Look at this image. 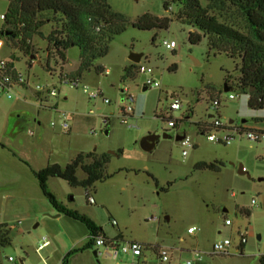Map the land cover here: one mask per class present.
<instances>
[{
  "label": "rangeland",
  "instance_id": "1",
  "mask_svg": "<svg viewBox=\"0 0 264 264\" xmlns=\"http://www.w3.org/2000/svg\"><path fill=\"white\" fill-rule=\"evenodd\" d=\"M108 1L127 23L113 36L109 53L95 62L109 72L97 73L92 68L81 77V87L61 82V76L78 69L79 47L67 50L64 64L52 56L48 70L45 52L51 44L44 38L53 23L42 29V35L32 37V54L12 48L6 36H0L4 42L0 60H13L34 85L48 84L58 91L55 97L44 94L43 103L31 91H23L27 101L21 97L0 100V224L12 227L11 243L0 246V264H21L20 259L23 264H62L70 250L86 243L73 245L75 238L87 234L83 222L67 216L76 220V229L71 230L66 218L50 217L59 211L43 193L34 170L53 163L66 166L79 153L90 152L112 154L108 172L113 175L88 190L94 203L88 202L83 187L59 177L49 178V190L65 207L93 218L109 237L122 234L123 240L141 242L147 256L141 259L143 264H158V247L170 250L172 264H187V259L194 257L193 250L207 252L198 264H260L264 255V140L253 141L237 131L230 144L208 139L209 133L218 132L211 126L214 118L210 114L218 113L224 123L232 119L233 126L243 129L254 128H246L242 119L252 125V116L264 114V110L249 107V95L236 85L240 60L210 51L205 37L192 44L191 27L177 18L179 5L173 0ZM166 1L169 10L164 7ZM7 8L8 1L0 0V14ZM146 13L168 16L172 21L167 29L135 27ZM4 27L5 20L0 19V33ZM164 40H175L177 46L167 49ZM131 52L143 53L137 64L152 67L160 86H147V75L140 71L124 79ZM83 85L102 90L109 102L91 99ZM228 86L232 89L227 91ZM230 94L236 98L230 99ZM173 97L182 100V109L170 110ZM217 98L221 101L218 111L213 104ZM129 103L134 108L130 120L138 129L122 122V108ZM60 112L70 115L67 129L60 126ZM18 114H23L21 123L15 119ZM160 116L176 119L177 125L169 126ZM52 121L57 124L52 126ZM184 131L194 143L185 158L175 139ZM149 133L160 137L152 150H144L140 142ZM164 133L172 137H164ZM201 161L220 162L221 170L196 169L195 164ZM240 164L245 173L239 172ZM77 175L85 177L82 170ZM253 198L256 205H252ZM225 208L228 211L223 218ZM227 218L230 226L225 225ZM6 225L2 229H8ZM194 225L197 230L189 233ZM49 230L57 235L53 237ZM243 236L246 241L241 254L236 246L240 247ZM44 237L51 244L37 251ZM217 237L231 240L230 254L208 253ZM95 250L101 253L95 255ZM9 256L15 261L10 262ZM118 259L126 264V256ZM118 259L106 254L104 247L93 245L72 252L68 264H119Z\"/></svg>",
  "mask_w": 264,
  "mask_h": 264
},
{
  "label": "trees",
  "instance_id": "2",
  "mask_svg": "<svg viewBox=\"0 0 264 264\" xmlns=\"http://www.w3.org/2000/svg\"><path fill=\"white\" fill-rule=\"evenodd\" d=\"M7 1L5 27L1 30L0 36H6L7 43L12 48L18 47L32 54L30 44L32 37L42 35V29L48 23H53L52 30L44 38L51 44L47 48L48 70L52 56L59 58L64 64L67 60V50L77 46L80 49L81 60L78 69L70 74L71 77L81 78L92 68L97 73L104 72V68L96 66L95 62L109 53L113 36L124 30L127 23L125 16L114 10L108 0ZM173 2L179 5L177 18L191 27L189 41L192 44L201 42L205 37L210 51L224 52L240 60V76L236 85L249 95L250 108L264 110V0H173ZM164 7L166 10L170 9L168 1L164 3ZM171 21L168 16L161 18L146 13L134 23V26L146 30L167 29ZM6 31L9 35L4 34ZM9 64L16 66L13 60H9ZM138 68L137 63L131 62L125 68L124 79L135 77ZM173 69H176V66H173ZM111 157L112 154L107 152L79 153L66 166L53 163L40 170H34L43 193L53 206L59 212L83 222L90 234L88 241L81 248H74L65 255L62 264H68V256L72 252L95 245V239L100 235L107 239L123 238L121 235L109 238L93 218L61 204L49 190L48 180L50 177H59L72 186H81L87 191L88 197L90 194L88 190L97 182L105 181L113 175L108 172ZM220 164L217 161H201L195 164V168L220 171ZM78 170H82L85 177H78ZM4 226L0 224V246L10 244L12 241L9 236L10 230L2 229ZM260 264H264V255L260 257Z\"/></svg>",
  "mask_w": 264,
  "mask_h": 264
},
{
  "label": "built area",
  "instance_id": "3",
  "mask_svg": "<svg viewBox=\"0 0 264 264\" xmlns=\"http://www.w3.org/2000/svg\"><path fill=\"white\" fill-rule=\"evenodd\" d=\"M0 19H5V14H0ZM163 45L167 49H174L177 46L175 40H164ZM4 46V42L0 39V47ZM139 71L147 75L146 85L147 86H160V83L153 77L154 69L152 67H147L143 64L139 66ZM104 72L107 74L109 69H104ZM61 82L70 85V87H81V78L71 77L69 75L61 76ZM82 90L88 94L91 99L103 98L105 102H109L108 98L103 97L102 90H90L87 85L82 86ZM23 91L33 93V96L40 103H43L45 100V95L57 96L58 91L54 86L48 84H33L32 81L20 72L16 66H10L9 60L1 59L0 60V100L3 98L13 99L15 97H24ZM26 95V94H25ZM230 99L236 98V95L230 94ZM132 100V97H130ZM220 99H215L213 104L214 108L218 111L220 106ZM183 107V102L179 97H173V100L170 104V110H180ZM134 108L132 104H128L122 108L121 119L122 122L127 125L129 128H139V125L136 122H132L130 119L133 117ZM60 126L63 129L69 127V118L70 115L66 112H60ZM214 120L211 125L218 130V132H213L208 134V139L213 142H222L224 144H230L233 140L237 138L234 131H237L240 136L244 134L246 137L253 141L261 142L264 140V130L262 129H243L233 126L231 123L222 122L220 115L216 113L211 115ZM163 121H166L169 126H176L177 120L169 117H163ZM57 123L52 121V126H55ZM180 145L183 148L184 158L189 154V151L194 147L193 140L190 135L186 134L184 138L179 141ZM245 169V168H244ZM88 202L94 203L95 200L93 196L89 194ZM257 199H252V205H256ZM113 224H117L115 220L112 221ZM227 224L231 223V220H226ZM197 230V227L189 228L190 233H194ZM43 242L37 246V251L44 249L45 246L49 245L50 241L47 237H44ZM246 241V238L242 237V243ZM95 245L104 247L105 253L114 257L115 259L119 258L121 255H127L131 257L130 264H143L141 259L144 255V245L136 240H116V239H107L104 236L100 235L95 239ZM232 243L228 238L218 239L213 243L211 250L208 252L211 255H225L230 254ZM98 253H101L98 251ZM207 252L200 250H193L194 257L187 259V264H198L204 260V255ZM158 264H172V254L169 249L165 247H158ZM8 260L14 262L15 258L9 256ZM144 261V260H143Z\"/></svg>",
  "mask_w": 264,
  "mask_h": 264
},
{
  "label": "crops",
  "instance_id": "4",
  "mask_svg": "<svg viewBox=\"0 0 264 264\" xmlns=\"http://www.w3.org/2000/svg\"><path fill=\"white\" fill-rule=\"evenodd\" d=\"M46 53V56L48 55V52L46 51L45 52ZM31 58L32 59H35L36 57L34 56V55H32L31 56ZM38 63H40V61H38ZM17 68V67H16ZM226 86H227V84H226ZM226 89V88H225ZM230 89H232V87L231 86H228V89H226L227 91L228 90H230ZM21 99H23L24 101H27V97H26V95L24 96V97H21ZM23 100H21L20 102L21 103H28V102H24ZM210 117H212L211 116V114L209 115ZM23 114H18V116H16V120H18L20 123L23 121ZM256 118H262V120H256ZM252 119H253V123H252V125H249V120L248 119H242V122L243 123H246V124H244V126L246 127V128H254V129H262V130H264V127H262V126H259L260 124H262V123H264V114H262V113H260V114H258V115H256V116H252ZM39 123H40V121H39ZM229 123H233V120L231 119L230 120V122ZM164 134H166V135H168L167 137H169L170 138V135L169 134H167V133H164ZM186 135V132L184 131V132H182V133H178L176 136H175V139L176 138H178V139H176V141H180L182 138H184V136ZM146 136V135H145ZM159 139V138H158ZM158 139L156 140V144H157V141H158ZM156 146V145H155ZM119 153V152H118ZM244 166H243V164H240V170H239V172L240 173H245L246 172V170L243 168ZM262 179H264V178H262ZM252 202V201H251ZM264 202V201H263ZM228 211V209L227 208H225L223 211H222V213H221V215L223 216V218L224 217H226V212ZM92 217H94L93 216V214H90ZM50 217H52V218H57L58 220H69V221H66L67 223V225H68V227L71 229V230H73L74 228L76 229V220H74V219H71V218H69V217H67V215H64V213H60V212H58V213H56V214H54V215H52V216H50ZM64 218H66V219H64ZM227 219H229L230 220V218H227ZM226 219V220H227ZM1 224H3V223H1ZM232 224V222L230 223V224H227L226 223V221H225V225L226 226H230ZM4 225H6V224H4ZM7 227H8V225H6ZM37 226V225H36ZM195 226V225H194ZM194 226H191V227H194ZM191 227H189V228H191ZM8 229L10 230V231H12V227L10 226V227H8ZM103 231H104V233L108 236V234L105 232V230L103 229ZM189 232V231H188ZM49 233L50 234H52V236L54 237V236H56L57 235V233H55V232H53L52 230H49ZM87 234L85 235V236H83V237H77V238H75V242H73V245H76L77 243H85V242H87L88 241V239H89V236H90V234H89V231H88V229H87V232H86ZM190 233V232H189ZM217 233H222L221 231H218ZM117 236H119V235H115V236H113V237H109V238H115V237H117ZM121 237L123 238V236H122V234H121ZM218 239H220V238H215L214 240H213V242H212V246H213V243L216 241V240H218ZM49 241H50V243L49 244H51V240L50 239H48ZM49 246V245H48ZM237 249H240V253L242 254V252H243V243L241 242V245H240V247L239 246H236V250ZM66 251V250H65ZM124 256H126V260H125V262H126V264H130V261H131V257L130 256H127V255H123V257ZM118 259V258H117ZM147 259V256H145V254L143 255V260H146ZM121 259H118V263L120 264L121 263ZM20 263L21 264H23V260L22 259H20ZM16 264H19V261H17V263Z\"/></svg>",
  "mask_w": 264,
  "mask_h": 264
},
{
  "label": "water",
  "instance_id": "5",
  "mask_svg": "<svg viewBox=\"0 0 264 264\" xmlns=\"http://www.w3.org/2000/svg\"><path fill=\"white\" fill-rule=\"evenodd\" d=\"M5 35H9V32L6 31L4 33ZM143 57V53H137V52H131L129 59L134 62V63H140ZM146 89V87L144 88ZM168 135L164 134V137H167ZM160 137V135L156 134V133H149L146 136H144L141 139L140 145L144 150H152L155 145H156V140ZM170 137H172L170 135ZM178 139V138H176ZM244 168V167H243ZM95 255L98 254V251L95 250L94 251Z\"/></svg>",
  "mask_w": 264,
  "mask_h": 264
}]
</instances>
